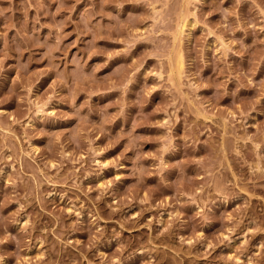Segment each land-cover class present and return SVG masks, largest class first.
Here are the masks:
<instances>
[{
    "label": "rangeland",
    "instance_id": "rangeland-1",
    "mask_svg": "<svg viewBox=\"0 0 264 264\" xmlns=\"http://www.w3.org/2000/svg\"><path fill=\"white\" fill-rule=\"evenodd\" d=\"M0 264H264V0H0Z\"/></svg>",
    "mask_w": 264,
    "mask_h": 264
},
{
    "label": "bare ground",
    "instance_id": "bare-ground-1",
    "mask_svg": "<svg viewBox=\"0 0 264 264\" xmlns=\"http://www.w3.org/2000/svg\"><path fill=\"white\" fill-rule=\"evenodd\" d=\"M180 60V59H179ZM182 62V61H181ZM178 64H180L179 62H178ZM183 65V64H182ZM181 66V65H180ZM178 68H180L179 66H177Z\"/></svg>",
    "mask_w": 264,
    "mask_h": 264
}]
</instances>
